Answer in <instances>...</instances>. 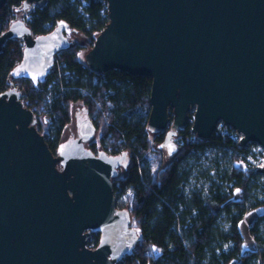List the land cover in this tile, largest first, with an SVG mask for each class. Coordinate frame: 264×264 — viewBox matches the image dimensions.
I'll return each instance as SVG.
<instances>
[{"label": "water", "instance_id": "95a60500", "mask_svg": "<svg viewBox=\"0 0 264 264\" xmlns=\"http://www.w3.org/2000/svg\"><path fill=\"white\" fill-rule=\"evenodd\" d=\"M46 1L24 0L22 9ZM105 3L108 23L86 65L97 75L116 69L151 79L148 129L164 133L158 149L176 153L173 138L188 123L192 134L208 138L221 122L240 134L241 146L253 142L264 151V0ZM71 33L60 20L34 36L15 17L0 34V51L7 39L23 42L11 77L37 87L55 54L71 45ZM35 125L12 83L0 93V264H117L139 239L112 189L126 152L87 148L96 127L85 111L56 155ZM256 172L264 175V166ZM91 233L99 235L94 248Z\"/></svg>", "mask_w": 264, "mask_h": 264}, {"label": "trees", "instance_id": "16d2710c", "mask_svg": "<svg viewBox=\"0 0 264 264\" xmlns=\"http://www.w3.org/2000/svg\"><path fill=\"white\" fill-rule=\"evenodd\" d=\"M23 1L7 0L1 7L0 34L14 20L16 12L24 11ZM85 1L82 4L81 0H47L42 7L25 9L29 11L24 22L34 36L51 31L63 20L88 42H71L58 51L49 74L34 87L28 78L11 77V69L21 59L23 42L19 38L7 39L0 51V93L12 83L21 91L24 106L36 117V130L44 136L53 155L57 154L62 133L71 121V106L76 102H82L83 111L92 117L99 132L98 142H86L87 148L108 155L126 152V165H120L112 177V189L116 207L127 209L130 226L139 239L131 253L117 264H264V238L257 234L258 221L264 218V200L251 201L249 182L256 169L245 161L244 147L226 134L200 138L191 133L188 123L176 135L183 141L180 149L173 155L167 154L170 160L164 164L160 156L164 150L157 148L164 133L148 129L151 79L116 69L97 75L79 58V52L90 49L108 23L105 0ZM169 116L172 119L171 111ZM153 142H158L156 148ZM210 144L232 152L230 171L211 179L205 194L195 189L185 193L184 184L191 172L186 157L194 149ZM152 154L160 158L155 161ZM237 162L243 163L245 169L233 165ZM119 170L123 173L119 174ZM236 190L241 192L238 200L233 199ZM258 206L262 213L249 227L256 249L243 253L238 224L246 212ZM221 214L228 222L225 230L216 225ZM98 238L97 233H92L88 240L90 248L97 245ZM226 244H230L228 249H224Z\"/></svg>", "mask_w": 264, "mask_h": 264}, {"label": "rangeland", "instance_id": "374dc122", "mask_svg": "<svg viewBox=\"0 0 264 264\" xmlns=\"http://www.w3.org/2000/svg\"><path fill=\"white\" fill-rule=\"evenodd\" d=\"M81 3L85 4L86 1L81 0ZM34 7H36L35 4H31L29 10L33 9ZM28 11L24 10V11L16 12L14 17L20 16L23 20H25L24 18L27 16ZM68 37L72 43H79L82 45L88 42L87 38H85L81 32L71 33ZM88 50H89L88 48H83L79 52V58L81 61L83 62L85 61V54L88 52ZM83 112L84 111H83L82 102H76L72 104L71 121L65 127L61 136V140L63 139L67 140L71 136L77 134L76 118L82 116ZM89 118L92 120L91 116H89ZM44 124L45 127H48L49 124L47 118H45ZM214 133L226 134L233 140H238V141L240 138V134L236 133V131L230 128L228 125H223L221 122L217 124ZM98 139H99V132H95L93 136V140L98 142ZM173 140L176 143L179 150L183 141L180 139L179 136H175ZM153 143H154L153 147L156 148L158 142H153ZM243 147L246 150V152L242 153V155L244 156L245 161L248 163L249 166L255 169L264 166V151L260 145H258L257 143L249 142ZM231 153L232 152L227 148L215 146L211 144L206 146L204 149L201 148L194 149L185 159V163H187V168H191L190 175L184 184L185 193H188L190 190L195 189V190H201L205 194L208 191V188L210 187L211 179L215 180L216 178H219V175L221 177L224 172L230 171V168L232 167V163L230 160ZM164 154L166 155V158L164 157ZM151 156L153 159H155V161H157L160 158L159 155L156 156L152 154ZM160 156L164 164H167L169 162L170 158L167 157V153L165 150L164 152H162ZM233 165H236L241 169H245V166L241 162L234 163ZM122 173L123 171L119 170V174ZM249 190H250V197L252 202L264 200V175L262 173L256 172L252 176V179L249 182ZM240 197H241V192L236 190L233 199L238 200L240 199ZM261 213H262V209L258 206L255 209L246 212L243 219L238 224L239 232L243 238V245H242L243 253L253 252L256 249V244L254 242L252 235L249 232V227L252 221L254 220V218ZM168 224L169 222L166 223L163 231L159 236L160 242H163ZM216 225L223 230L228 228V222L226 221L225 214H221V216L216 221ZM257 228H258L257 234L262 238H264V218L258 221ZM91 235L92 233L89 235L88 240L90 239ZM88 240H87V245H88ZM229 247L230 244H226L224 246V249H228Z\"/></svg>", "mask_w": 264, "mask_h": 264}]
</instances>
